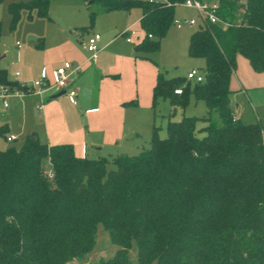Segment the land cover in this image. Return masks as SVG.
<instances>
[{
  "label": "trees",
  "instance_id": "16d2710c",
  "mask_svg": "<svg viewBox=\"0 0 264 264\" xmlns=\"http://www.w3.org/2000/svg\"><path fill=\"white\" fill-rule=\"evenodd\" d=\"M84 1L91 21L139 7L145 38L136 49L154 52L180 0ZM218 3L227 26L197 28L188 39L189 56L204 60V80L190 88L185 77L157 73L152 107L159 98L173 107L165 137L153 124L148 147L111 158L78 157L71 144L36 135L0 149V264H133V244L137 264H264V126L236 114L230 87L238 55L264 72V0ZM49 5L10 3V28L22 10L50 20ZM0 84L22 88L3 68ZM190 93L207 114L172 120ZM99 226L116 249L87 262Z\"/></svg>",
  "mask_w": 264,
  "mask_h": 264
},
{
  "label": "crops",
  "instance_id": "0c3cea01",
  "mask_svg": "<svg viewBox=\"0 0 264 264\" xmlns=\"http://www.w3.org/2000/svg\"><path fill=\"white\" fill-rule=\"evenodd\" d=\"M140 11V30L128 27L135 34L132 42L125 40L128 45L135 46H127L124 51L114 46V39L106 42L101 36L94 61H86L89 55L84 53L89 52L85 48L81 51L69 40L59 39V44L52 47H45L41 41L42 61L35 70V79L43 67L52 74L62 62L82 64L81 72L72 81L76 103H71L66 93L56 96L61 90H47L41 95L28 94L22 98L11 97L10 101L7 99V106L0 98L3 108L9 110L0 114V136L6 140L7 135L13 134L16 136L14 141L21 136L22 142L27 136L37 134L38 139L48 145L71 144L78 157L128 155L133 146L131 142L138 138L140 130L149 131L150 124L152 130L155 124L156 106L152 107V91L160 72L151 57L136 49L145 38V31L139 23ZM89 32L86 28L77 31L78 36L87 38L93 33ZM29 37L35 39L34 36ZM0 68L6 70L2 65ZM21 76L19 72L17 77L14 74L8 78L20 81L18 78Z\"/></svg>",
  "mask_w": 264,
  "mask_h": 264
},
{
  "label": "rangeland",
  "instance_id": "374dc122",
  "mask_svg": "<svg viewBox=\"0 0 264 264\" xmlns=\"http://www.w3.org/2000/svg\"><path fill=\"white\" fill-rule=\"evenodd\" d=\"M19 1L27 2L28 0H5L0 6V65L6 68L8 76L14 77L16 71L20 72L22 76L18 79L24 82L34 80L35 70L41 65V41L44 42L45 47H52L59 44V39L60 41L69 40L70 43L82 51L87 37L78 36L77 31L80 28H86L90 32L99 33L106 42L114 39V46L125 51L127 46L134 47L135 45H128L121 33L130 26L140 30L138 19L141 11L138 7L130 9L129 13L121 10L99 12L91 21L90 10L87 9L84 0H50L48 14L51 20L39 17L34 12L31 13L32 18H29L28 11L22 10L16 26L10 28L8 5ZM98 8V5H93L91 9L97 10ZM195 16L196 11L193 9L178 5L174 9V18ZM196 29L197 26L176 28L171 23L162 37L157 51H137L151 57L160 72L168 78L186 77L187 72L193 68L201 72L204 67V60L200 57L189 56L187 51L189 35ZM116 35L117 37H115ZM29 36H34L35 39ZM84 54L89 55V53ZM194 85L195 81L190 80V88H193ZM230 87L234 91L235 104H238L234 107L236 114L244 121H260L264 126V72H255L247 59L238 56L235 72L230 78ZM241 87H243V91ZM10 98H8L9 101ZM172 109L173 107L167 98L158 99L154 122L160 128L159 136L161 138L166 136V123ZM8 111V109L3 108L0 100V114ZM182 113L187 116H205L207 108L202 101L196 100L193 93H190L187 105L183 109L177 107L171 119L178 121ZM203 125L202 123L199 124V126ZM150 131L151 124L149 131L142 132L140 130L138 138L131 142L133 146L128 150V155L137 154L148 147ZM36 136L38 135L36 134ZM22 138L20 136L16 141L7 142L0 136V149L10 145L19 146ZM142 145L143 148H141ZM115 249L116 246L112 244L108 233L99 226L96 245L94 250L89 253L87 262L95 261L100 257H111ZM128 257L133 264H137L135 244L129 249Z\"/></svg>",
  "mask_w": 264,
  "mask_h": 264
},
{
  "label": "built area",
  "instance_id": "2783aa9c",
  "mask_svg": "<svg viewBox=\"0 0 264 264\" xmlns=\"http://www.w3.org/2000/svg\"><path fill=\"white\" fill-rule=\"evenodd\" d=\"M182 6L184 8L193 9L196 11L195 17L190 18H173L172 24L176 28L183 26H197V28H205L209 25L220 26L225 28L227 22L222 20L218 15L219 3L218 0H180L175 4L176 6ZM125 36L127 42H132V36L135 34L133 29H126L121 35ZM147 38H152L151 34H147ZM101 39L99 33L93 32L88 36L86 42L83 44L86 51L89 52V56L86 61H94L99 52L98 42ZM82 70V64L72 61H65L62 65L56 67L52 74H49L45 67L41 68L38 78L29 81H19L21 89L10 88L4 84H0V98L3 99L4 106H7V99L9 97L22 98L28 94L41 95L47 90H65L68 99L71 103H76V90L72 86L73 78L79 74ZM17 77L19 72L14 73ZM186 80H194L195 83L202 82L204 80L203 71L197 69H191L186 74ZM176 94L182 93V88L178 87L174 89ZM41 107V106H40ZM264 138V129L261 131ZM16 139V136L9 134L6 136L7 142H12ZM49 178L52 177L50 170H46Z\"/></svg>",
  "mask_w": 264,
  "mask_h": 264
},
{
  "label": "water",
  "instance_id": "95a60500",
  "mask_svg": "<svg viewBox=\"0 0 264 264\" xmlns=\"http://www.w3.org/2000/svg\"><path fill=\"white\" fill-rule=\"evenodd\" d=\"M33 37V36H32ZM65 93V90H61L58 94H56V96H60V95H62V94H64Z\"/></svg>",
  "mask_w": 264,
  "mask_h": 264
}]
</instances>
